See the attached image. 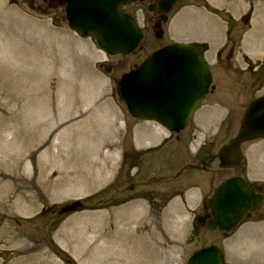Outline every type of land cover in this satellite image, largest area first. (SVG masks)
Wrapping results in <instances>:
<instances>
[{"label": "rangeland", "instance_id": "rangeland-1", "mask_svg": "<svg viewBox=\"0 0 264 264\" xmlns=\"http://www.w3.org/2000/svg\"><path fill=\"white\" fill-rule=\"evenodd\" d=\"M187 7L172 18L160 40L149 28L134 55L106 57L93 38L69 30L62 8L47 13L42 0H0V32L35 29L42 60L36 71L27 66L23 77L17 75L23 68H14L18 64L0 63V264H186L195 250L210 244L221 248L227 264H264V253L258 251L264 249V203L231 235L209 232L202 226V211L191 212L225 178L246 170L250 183L264 182V141L243 146L246 163L236 172H218L213 163L211 179L190 170L195 164L187 155V148H197L202 139L213 141L210 151L225 144L238 130L249 101L264 93V85L250 78L248 63L241 60L244 53L259 51L254 55L259 57L264 51V0H191ZM216 11L224 22L231 16L227 27L214 17ZM139 26L147 30L141 16ZM226 29L230 43L211 68L215 93L190 126L198 131L194 141L186 143L185 136L177 144L172 140L162 150L140 156L135 165L134 150L145 146L133 134L150 126L131 118L118 100L115 86L121 75L150 52L175 42L202 43L211 51L206 58L213 65ZM50 34L58 40L54 46L48 44ZM228 49L234 51L231 59H226ZM105 66L112 70L106 73ZM34 98H42L57 115L68 116L40 149L29 133L34 116L44 118L45 107L37 106ZM226 109L231 116L220 125ZM53 142L55 160L48 161L44 152ZM94 161L103 168L100 176L90 170ZM131 184L136 188L125 190ZM169 188L180 191L167 201L158 193ZM139 192L140 199H133ZM77 200L84 203L81 210L56 216L62 206ZM138 239L150 252L139 254ZM257 252L261 261L253 263Z\"/></svg>", "mask_w": 264, "mask_h": 264}, {"label": "water", "instance_id": "water-1", "mask_svg": "<svg viewBox=\"0 0 264 264\" xmlns=\"http://www.w3.org/2000/svg\"><path fill=\"white\" fill-rule=\"evenodd\" d=\"M133 1L62 0L69 27L82 36H95L99 47L111 55L130 53L142 38L134 21L121 13V6ZM210 82V73L197 48L171 46L151 55L138 70L122 76L117 94L132 116L156 121L178 132L206 95ZM261 138L264 95L246 107L237 136L219 150V167L235 168L242 158L241 145ZM207 204L212 216L207 228L231 233L248 210L256 211L261 198L255 197L241 179L234 178L221 184ZM80 207V203H74L62 208L58 215ZM187 264L224 263L219 249L210 246L195 252Z\"/></svg>", "mask_w": 264, "mask_h": 264}, {"label": "bare ground", "instance_id": "bare-ground-1", "mask_svg": "<svg viewBox=\"0 0 264 264\" xmlns=\"http://www.w3.org/2000/svg\"><path fill=\"white\" fill-rule=\"evenodd\" d=\"M23 31V30H22ZM35 29H32L29 33H19V32H0V63L1 65H5L6 63H12V65L18 64L16 68H23V70L17 75L19 76H27L26 67L30 66L34 71H36L40 64L42 63L41 58L39 59L41 47L36 42L35 35L37 33L34 32ZM50 39V40H49ZM57 39L53 37L52 34L48 36V44L50 46H54V44L57 43ZM54 51H51L50 54L52 55ZM43 53V52H42ZM31 59V60H30ZM22 61H24L22 64ZM24 63H27L24 65ZM13 68V70H14ZM33 73V72H32ZM18 77V76H16ZM37 85H35L36 88ZM35 97V96H34ZM32 101L38 106L39 104L43 105L45 107V113H44V121H41L42 119H38L37 116H34L35 118L33 121V130L29 133V138H31L33 141H38V145H35V149H40L38 146L45 147L47 144L46 137L53 135L62 125L63 121L67 119L68 116H59L57 113L49 107V105L44 104V100L42 98H34ZM92 117V116H91ZM97 117V116H96ZM95 117V118H96ZM99 118V117H98ZM94 119V118H93ZM95 122V119L92 121H89V127ZM101 122L99 119H97V123ZM93 128V127H92ZM40 138V139H39ZM56 137L54 136V140ZM54 147V142L48 146V149L45 150L44 155L46 156L48 161L55 160V154L51 153V149ZM102 148H105V146L102 145ZM34 149V150H35ZM103 154L99 153L98 158H102ZM109 159V155L107 154L105 156ZM104 158V156H103ZM90 170L92 171L93 176H100L103 173V168L100 167L97 163V161H94L93 163H90L89 165ZM50 168H56L55 165H50ZM76 172V171H75ZM94 186L98 185V180H94ZM138 239L136 242L135 248L138 250L139 254H144L147 251L150 252V249L147 248V243L143 242V240ZM142 241V242H141Z\"/></svg>", "mask_w": 264, "mask_h": 264}, {"label": "flooded vegetation", "instance_id": "flooded-vegetation-1", "mask_svg": "<svg viewBox=\"0 0 264 264\" xmlns=\"http://www.w3.org/2000/svg\"><path fill=\"white\" fill-rule=\"evenodd\" d=\"M42 1H43L44 5L48 8L55 7L58 5V0H42ZM160 1H162V0H139V2L137 4L131 5L128 8H126L125 12L127 14L133 16V17L138 15V13L140 12L143 16L144 22H147L151 28H153V26H155V24H160L161 25L160 28H162L165 25V23L169 20L170 16L175 11V9L178 7V5H183L184 0H177L176 4L171 9V12H169L168 14H164L159 9L158 4ZM193 136H194L193 130H190L188 132V134L185 136L186 141H188L190 138H193ZM173 138L177 142H179V141L183 142V139H184V138L181 139V136H175ZM153 153H155V152H153ZM133 157L136 159V161H135V159L133 158V161H135L134 164L139 165V161H140L139 153L138 154L134 153ZM198 159H199L200 163L203 164V160H201V158L197 157V155H196V157H194L192 159V161H194L195 163H198ZM207 161H211V163H212L214 161V158L212 156H210L207 158ZM191 167L194 168L195 166L193 165ZM180 174L181 173L179 172L178 175L180 176ZM263 187L264 186L255 185L254 189L256 190V192L263 193ZM135 188H136V186H134V189ZM179 191H180V189L169 188L166 191H164L162 193H158V194L165 196L164 200H167L170 198V196L173 193L179 192ZM141 194H142V192H139L137 194L139 197H135V198H140Z\"/></svg>", "mask_w": 264, "mask_h": 264}]
</instances>
